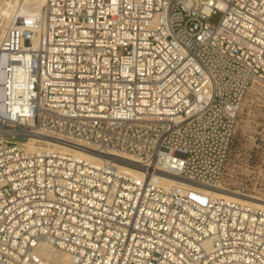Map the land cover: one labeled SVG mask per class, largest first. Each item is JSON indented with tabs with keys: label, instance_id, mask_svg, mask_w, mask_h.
Wrapping results in <instances>:
<instances>
[{
	"label": "built area",
	"instance_id": "1",
	"mask_svg": "<svg viewBox=\"0 0 264 264\" xmlns=\"http://www.w3.org/2000/svg\"><path fill=\"white\" fill-rule=\"evenodd\" d=\"M9 7L0 264H55L45 247L67 264H264V208L166 178L222 186L244 99L264 86V0Z\"/></svg>",
	"mask_w": 264,
	"mask_h": 264
},
{
	"label": "rangeland",
	"instance_id": "2",
	"mask_svg": "<svg viewBox=\"0 0 264 264\" xmlns=\"http://www.w3.org/2000/svg\"><path fill=\"white\" fill-rule=\"evenodd\" d=\"M8 2L10 0H0V10L8 9ZM221 19V14L215 15L211 23L218 25ZM175 180L191 187L264 204V86H254L244 99L222 186L212 189L186 183L179 178Z\"/></svg>",
	"mask_w": 264,
	"mask_h": 264
},
{
	"label": "bare ground",
	"instance_id": "3",
	"mask_svg": "<svg viewBox=\"0 0 264 264\" xmlns=\"http://www.w3.org/2000/svg\"><path fill=\"white\" fill-rule=\"evenodd\" d=\"M45 2V0H40V5H42L43 3ZM9 3V2H8ZM14 9L9 7L8 9H1L0 10V29H1V26L2 29H6L9 25V22H10V18H11V15L13 13ZM2 34V33H1ZM1 34H0V38H1ZM57 146L56 148L62 150V151H65V152H68V153H72L73 155L77 156V157H80V158H84V159H87V160H91V161H103V160H106L105 158L91 152V151H88V150H84V149H75L73 147H69V146H66V145H61V144H58V143H55ZM31 150H34V147L31 146ZM122 164L123 167L127 168L128 170H130V172L135 175V176H138V177H141L142 176V172L143 170L139 167V166H136L135 164H131L130 162H120ZM167 180H169L171 183H173L174 185L178 186V187H181V188H184V189H188V188H194V187H191L190 185H186V184H180L179 182H177L175 180V177H171V176H167L166 177ZM181 179V178H179ZM183 180V179H181ZM185 181V180H183ZM186 183H190L188 181H185ZM190 184H193V183H190ZM196 185V184H194ZM197 186H201V185H197ZM206 187V186H204ZM197 189H200V188H197ZM206 193H208L209 195L213 196V197H216V198H224V199H228V200H235V201H239V202H246V203H249V204H252L254 206H257V207H261V208H264V204H260V203H257L255 201H249L245 198H240V197H235V196H232V195H224L223 193L221 192H216V191H211V190H203V189H200ZM221 191H225V190H221ZM42 254L49 260V261H52L53 263L55 264H58L59 262H63L65 264L68 263L69 261V258L66 257V256H62L61 254H59L58 252L54 251V250H51L49 247H45L42 251Z\"/></svg>",
	"mask_w": 264,
	"mask_h": 264
}]
</instances>
